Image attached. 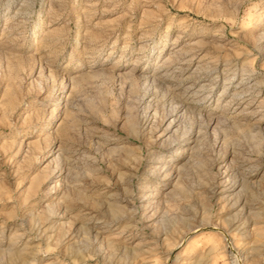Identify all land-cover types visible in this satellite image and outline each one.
Returning <instances> with one entry per match:
<instances>
[{
    "label": "rangeland",
    "instance_id": "rangeland-1",
    "mask_svg": "<svg viewBox=\"0 0 264 264\" xmlns=\"http://www.w3.org/2000/svg\"><path fill=\"white\" fill-rule=\"evenodd\" d=\"M236 254L264 264V0H0V264Z\"/></svg>",
    "mask_w": 264,
    "mask_h": 264
},
{
    "label": "bare ground",
    "instance_id": "bare-ground-1",
    "mask_svg": "<svg viewBox=\"0 0 264 264\" xmlns=\"http://www.w3.org/2000/svg\"><path fill=\"white\" fill-rule=\"evenodd\" d=\"M227 237H228V235H226ZM228 242V245H229V249L231 248L232 249V243H231V241H230V239H228L227 240ZM234 257H232L233 259H234V261H233V264H239V258L240 257H238V255L236 254V255H233Z\"/></svg>",
    "mask_w": 264,
    "mask_h": 264
}]
</instances>
